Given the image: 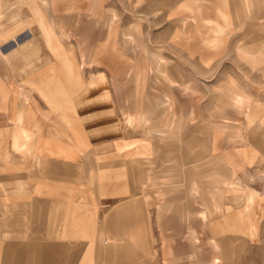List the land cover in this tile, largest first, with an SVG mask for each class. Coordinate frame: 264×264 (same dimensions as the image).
<instances>
[{"label":"crops","instance_id":"obj_1","mask_svg":"<svg viewBox=\"0 0 264 264\" xmlns=\"http://www.w3.org/2000/svg\"><path fill=\"white\" fill-rule=\"evenodd\" d=\"M111 1L0 0V264H264V101L225 78L261 109L248 146H226L243 136L202 134L191 72L153 50L168 31L161 54L207 69L231 33H264V0ZM134 15L151 45L128 35ZM252 46L230 62L264 60ZM216 173L232 181L208 188ZM236 181L248 202L225 196Z\"/></svg>","mask_w":264,"mask_h":264},{"label":"rangeland","instance_id":"obj_2","mask_svg":"<svg viewBox=\"0 0 264 264\" xmlns=\"http://www.w3.org/2000/svg\"><path fill=\"white\" fill-rule=\"evenodd\" d=\"M175 1L178 2V0H175ZM143 2H144V8L150 6L148 4V1L144 0ZM158 2L161 5L159 7H162L165 5V3L168 2V0H159ZM116 3L119 5L121 4L122 6L128 9H131V10L135 9L136 7L135 6L136 0L111 1V4H116ZM140 3L141 1L139 2V4ZM130 18L133 19V21L130 23L132 24L133 30L129 29L128 35L130 37L131 36L135 37L137 41L139 40L138 42L140 44H141L140 37L144 35V39H145L144 45H146V43H149V45H151L150 43L152 41V33L151 31H145V32L142 31L143 26L140 25L141 18L139 17L137 21L135 20L137 19L135 15L131 16ZM134 28H136L137 30ZM169 34H168V31H159V33H156L154 37L155 38L154 45L156 46L159 45L160 47L159 48L155 47L153 50L156 53L157 51H159L158 53L162 55L163 57H165V59L168 61V66L170 67V69H173L174 71L175 70L179 71L182 78H184V76H187L186 74L189 71L191 72V82L195 90L193 91L191 95L186 97L187 98L186 100L190 103H194L196 101L198 102V104L203 105V106L195 108L196 109L194 112L195 115H193L192 117L193 120H197V121L200 120L201 118L202 123H203V128L201 129L202 130L201 133L203 134L205 131L211 130L212 127H214V125H221L229 130H233V131L237 130L243 136V139L241 141L233 142V143H225L226 146L227 145L233 146V148L248 146V143H249L248 134H249V131L252 130V128L248 126L249 124L248 120L257 118L258 117L257 115L261 114L260 113L261 109H258L260 108V106H254L257 109L253 110L254 108L252 107L250 111V110H247L250 102H245L244 104L239 105V106H236L235 104L219 105L221 103V99L219 97L220 95L218 96L217 89L224 83V80L226 77H231V78H234L239 83V88L241 90L245 91L246 93L252 96V100L256 99L257 102H259V100H261L262 102L264 101V90L259 89L264 86V60L263 59L255 60L251 58V60L253 61L250 64L248 63L233 64L230 62L231 60L230 57L232 55L233 56L236 55L238 58L239 56L242 55L241 54L242 49L238 48V46L244 43H248L250 44V46L251 44H253L254 46L252 47H254V49L264 51V43L263 41H260L258 37L260 36V34L263 35L264 33L262 31L261 33L252 32V34L249 33V35H247V33H243L240 31L231 33L229 36V39H227L226 41L225 50L227 51V53L225 54L226 55L225 60H222L223 62L221 61L219 63H212L207 69L206 68L203 69L201 64H199L197 57H196L197 53H194V55H192L193 57H192L191 62H186L184 64L181 62L183 60V57H181V53H179L176 49L173 53L174 59L170 58V61L168 60V57L166 55L161 54L163 50L166 51L168 49L167 41L169 40L168 39ZM232 40H234V42H231ZM149 50H152V48H149ZM173 55L170 54V56H173ZM208 60H210V58H208ZM175 82L182 83V84L184 83V81H182L181 79H178ZM176 93L177 95H180L182 92L176 91ZM232 95H235L234 91L232 92L231 96ZM240 96L242 97V95ZM247 112L253 115L252 117H250V119H247L248 118ZM243 119L245 121V124L242 123ZM243 125L245 128L244 129L245 131H247V128H248L247 133L243 131ZM238 132L237 134H239ZM208 153H209V146H208ZM193 160H195V158ZM212 160L217 162V167H218V164L220 162L218 160H215L214 158ZM246 163H248V161ZM207 164L208 162H206V164L203 162L202 172L207 171V168H208ZM218 176H220L221 179H224V185H227L229 184V182L232 181L229 179V175L226 176L225 173H223V175H220V174L218 175L217 173L214 175L209 174L207 175V177L206 176L202 177V181L204 184L206 183L207 187L209 188L211 187L212 184H215V180L218 178ZM194 182L198 183V181H194ZM207 182H210V183L208 184ZM233 185H234L233 187H228V188L226 186L225 196L228 198L234 197V198L240 199L241 201L248 202L247 199L250 198L252 194L250 195L246 194L245 192L246 187L240 181H236L235 183H233ZM230 190L234 192L233 195H231ZM211 192H215V191H211ZM211 192H207L208 198ZM235 192L241 193L240 196H237ZM215 194H216L215 195L216 197L221 193L215 192ZM260 199L262 198L260 197ZM257 243H258V247L256 251V254H257L256 260H257V263H262L263 256L261 253L264 248L263 246L264 242L261 240V241H257Z\"/></svg>","mask_w":264,"mask_h":264},{"label":"bare ground","instance_id":"obj_3","mask_svg":"<svg viewBox=\"0 0 264 264\" xmlns=\"http://www.w3.org/2000/svg\"><path fill=\"white\" fill-rule=\"evenodd\" d=\"M220 89H221V90H219L220 93H221V95L219 96L220 99H221L220 105L221 104H224V105H232V104H236V103H240V102L246 101V99H242L240 95L235 94V95H232L231 96V94H232V87L228 86L227 84L221 85L220 86ZM237 135L240 136L239 134H237ZM215 195H216L215 192H211L209 194V198L215 199L216 198Z\"/></svg>","mask_w":264,"mask_h":264}]
</instances>
